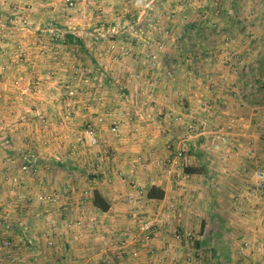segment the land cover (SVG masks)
<instances>
[{"label": "crops", "instance_id": "obj_1", "mask_svg": "<svg viewBox=\"0 0 264 264\" xmlns=\"http://www.w3.org/2000/svg\"><path fill=\"white\" fill-rule=\"evenodd\" d=\"M61 2L0 0V90L16 85L19 78L47 83L42 71L50 68V57L36 60L32 55L40 57L41 44L51 33L61 39L60 44L45 45L50 55L80 52L65 45L66 37L86 42L87 53L100 57L99 64L112 79L95 77L85 82L99 87L110 84L119 92L116 99L108 98L106 91L70 99V111L78 121L74 125L92 121L96 126L99 143L94 147L104 158V174L90 180L72 173L55 175L47 177L45 184L37 176L18 174L14 164L8 167L9 173L0 174V264H178L190 261V250L204 244L226 247L230 253L225 256L234 259L252 256L264 262V181L257 177L264 170V94H257L264 86V12L257 15L251 6L254 2L264 7V0H80L69 13H64ZM139 2L150 13L130 17V22L148 25L153 20L167 29L120 32L117 25L124 23L123 12L142 6ZM177 6L183 13H169ZM159 7L164 9L157 15ZM93 8L99 11L92 15ZM97 21L103 25L94 33L91 28ZM50 22L72 24L69 35L57 31L58 26L47 29ZM105 22H111L108 31ZM232 38L241 40V46L230 44ZM211 39L221 42L212 46ZM225 51L231 60H238L236 68H223L221 60L209 58ZM111 55L122 58L110 61ZM207 66L217 69L201 74ZM239 68L244 72L237 74ZM5 98L9 107L0 100L6 106L0 108L6 114L27 115L26 104H16L14 96ZM214 101V111H205L204 103ZM45 104H35L38 113L42 108V116L49 110ZM193 117L207 119V134L183 138ZM232 118L237 125L228 130ZM110 124L118 126V133L111 131ZM8 150L23 164L32 149L14 143ZM111 152L107 158L105 154ZM178 153L180 164L168 177L167 161ZM186 167L198 172L186 173ZM12 174L19 176L18 181ZM42 182L45 189L57 188L58 197L57 204L44 206L43 211L31 207L36 194L45 190ZM152 188L162 196L149 198ZM95 193L103 197L108 210L95 206ZM140 218L156 220L159 232L149 243L128 240L129 247H121L120 235L133 232ZM235 228L246 232V241L258 247V255L237 249L238 239L230 236ZM176 230L199 236L178 240ZM211 230L218 239H206ZM45 233L53 235V242L44 239ZM43 241L57 246L47 253L40 249ZM220 250L213 254L217 261L224 255Z\"/></svg>", "mask_w": 264, "mask_h": 264}, {"label": "rangeland", "instance_id": "obj_2", "mask_svg": "<svg viewBox=\"0 0 264 264\" xmlns=\"http://www.w3.org/2000/svg\"><path fill=\"white\" fill-rule=\"evenodd\" d=\"M61 1H62L61 3L64 6V11H66L64 13L72 12L74 9L78 7L80 3V0H74L75 4L74 6L71 7L68 4L67 0H61ZM134 1H137V0H131V2H134ZM139 1L143 2L144 0H139ZM180 1L181 0H177L178 3H181ZM139 3L142 6L136 5L137 8H134V10L123 12L125 16L126 15H130V16H128L129 17L128 20L125 16H123L122 22L124 23H118L117 29L120 32L121 31H133V30H139V29H141L142 31H151L155 29H158V30L167 29L166 24L165 25H162V23L157 24L153 20H151L152 22L148 23V25L144 22H137V24L134 22H130V20L135 19V17L139 16L140 14H143L145 16L150 13L149 9L144 7V3H141V2ZM251 6H253L252 9L257 15H261L264 12V7H261L258 4L254 5V2L253 4H251ZM30 8L32 9V7ZM197 8L198 6H196V9ZM162 9L164 8L159 7V9L155 13H157L158 15L160 11H163ZM175 9H176L175 12L169 11V13L173 15H180L181 13H183V10H181L179 6L175 7ZM249 9L252 10L251 8ZM92 10H93L91 11L92 15L94 13L96 14V12L99 11V9L97 8H93ZM208 10H209V13L211 14L214 13L213 8H210ZM12 11L16 14V9L12 8ZM151 11L153 12L152 15L154 16V10H151ZM7 12L9 11L8 10L2 11V13H7ZM162 13L164 12H161L160 15H162ZM130 17H134V18L131 19ZM101 23L102 22L97 21L94 24H92V27H93L91 28L92 32L98 33L99 32L98 29H100V25H103ZM110 23L111 22H105L104 27L106 28L105 29L106 31L110 29V27L108 26L110 25ZM22 25H24L23 22H22ZM26 26L27 25H25V27ZM55 26L56 27L58 26L57 31H59L61 34L66 33V35H69L68 32L71 29L70 26H72V24L63 22V23H58L57 25H55L53 24V22H50L49 24L47 23L46 28L50 29ZM212 26H214V24ZM212 26L211 27L208 26L207 27L208 30L209 29L213 30L214 27ZM114 27H116V25ZM238 29L239 31H236L237 35L241 33L240 27H238ZM197 30H199V28H197ZM210 33L213 34V31ZM52 34L53 33L50 34L51 35L50 37L46 38L45 45L46 44L53 45V43L60 44L59 41L61 38L52 36ZM15 38H13V40H15ZM93 40H95V38ZM82 41H83L82 39L76 38L75 36L71 38L66 37L64 39L65 45L72 46L78 49L80 52L78 54L61 53L59 55H57V53H54V51L52 55H50V53L47 54L49 50L45 48L46 46L42 42H39V44L41 43L43 44V45L41 44V47L43 48L40 51L41 52L40 57H38L39 54L38 55L35 54L32 56L35 57L36 60L42 57H46V56L50 57V61L52 62L50 64V68H47V70L42 71V72H45L43 76H46L45 81H47V83L42 84L41 83L42 80L40 82H37V81H33V79L31 81H28V80L19 78V79H16V82H17L16 85L5 87L3 88V90L2 89L0 90L2 91L0 92V100H5L7 107H9L10 103H9V99L7 100L5 96L6 97L14 96L15 97L14 100L16 101V104L18 103L19 105V104L24 103V105L26 104V107H28L27 115H17L15 116V118L11 117L9 114H6L7 112L5 113V108H0V161H1L0 174L6 175L7 173H9L8 170L6 171V169H8V167L12 169V167H14L13 166L14 164L15 165L14 168L17 169L18 174L25 175L26 177L27 176L28 177L37 176L41 180H43L45 184H47V181H46L47 177L52 178L55 175L56 176L57 175L68 176L72 173V175L74 176L76 175L80 176V179H83V180H85L86 177L88 180H90L93 177H96L99 179L100 177L103 176L104 170H103V167H101L102 166L101 160L104 158H102V155H99L100 152H97V151L95 152V147H94L98 145L99 143V137L97 135L96 126L94 125L92 121L81 123L79 125L80 127L77 125H74V123H78V121L76 122V119H74L73 117L74 114L71 113L70 111V108H71L70 99H72L71 97L75 95H83V96L89 95V97H91L90 95L95 96V94L100 95L104 91L108 93L109 95L108 98H111V96L115 98L116 97L115 95L119 94V92H118L117 87L110 85V84L109 86L99 87L96 83L93 85L86 83L88 80H90L91 78H95V77L106 79V80L107 78L105 77L107 76L109 79H112V78L109 77L108 72H106V70H104V68L99 64V62H101L98 60L100 59V57L87 53L85 49V45L87 44L84 41L82 43ZM95 41H98V40L96 39ZM218 41L221 42V39ZM218 41L216 39L215 40L211 39L210 43L212 46H214L213 42L216 43ZM18 43L19 42H16L13 44H18ZM36 43L38 44V42ZM229 43L233 44L234 46L237 45L238 43V45L241 46V40L239 39L235 40L232 38L230 39ZM225 44L227 43L225 42L224 45ZM71 55L74 56L73 60H71L70 58ZM211 55H212L211 56L212 58L211 57L209 58L212 60H215V62H219L218 60H221L220 66L222 65L223 68H225L226 66L228 67V65H230L229 69L236 68V65H234V62H238V60H235L233 58L231 60V55L228 54V51H225L224 53L219 52L218 54H211ZM12 56L15 57V54H13ZM237 56H239V54ZM112 58L114 60L119 61L120 58H122V55L121 56L111 55L110 61H112ZM41 60L43 61V63L47 62L46 60H43V59ZM55 64L57 65V67L55 66ZM220 66L218 67L221 68ZM207 69H206L207 71H202V72L200 71V73L201 74L202 73L211 74L212 71L215 72V69H217V67L207 66ZM236 70H237L236 71L237 74L244 72V69L241 70V68L236 69ZM9 73H12V71H9ZM34 75H38V74L34 73ZM62 79H63V82H62ZM257 94L262 97V95L264 94V86H263V92L258 91ZM42 101L46 102L45 108L49 109L48 112H46L44 116H42L43 114H41L42 108L39 109L40 111L39 113L35 109L36 108L35 104L38 102H42ZM5 102H1L0 107H3V106L6 107ZM214 106H216L215 101L212 103L206 102L204 103V106L202 107L205 108V111L212 112L215 109ZM34 111H36L37 114ZM210 115L212 116L213 114L210 113ZM191 119L192 120L188 121L187 123L198 122V119L196 117H193ZM232 119H235V118H232ZM21 123L22 125H19ZM15 125H17V127ZM115 125L116 124L111 126L110 124L109 128ZM236 125H237V121L235 122L234 126ZM234 126L229 128V126L227 125V128H229L228 130H230L234 128ZM76 128H78L77 132L76 130H74ZM90 129H93L95 131V134L97 135V142L95 144L92 141V135L89 133ZM183 134H185V132H183ZM227 137H224L225 139H222L221 137L220 139L225 143L230 142L227 139ZM14 143L18 145H25V147H29L32 149L31 152L28 151L29 157L27 159L29 160H23L24 161L23 164L21 163V160L19 161L18 156L16 157L15 155H13L14 152H11L10 150H8V148L12 146ZM111 154L112 152L107 153L105 155L108 158V157H111ZM13 161H16V162L13 163ZM6 163L12 166L11 167L6 166L5 165ZM166 170H167V167H166ZM17 173H14V174H17ZM14 174H12L11 177L13 178L14 181L15 180L18 181L19 176L14 175ZM40 185L42 186L43 189H45V187H43L44 186L43 182ZM48 187L49 186L46 185V188ZM41 191L42 192H39L36 194V201L34 202L30 201L31 204L33 202V206L31 207H34V209L40 208L38 210H41L44 206L57 204V201H58L57 188L53 190L45 189ZM46 195L51 197L49 201L43 202L41 199H39L40 196H46ZM1 204L4 205L3 202H1ZM2 207L3 206H0V209H3ZM146 220H153L157 223V221L152 218L151 219L140 218L137 221V225H139L141 222L146 221ZM51 221L52 220H50V222ZM45 222L47 223L46 220ZM78 224H80V221L78 222ZM159 227H160V224H157L156 231L152 234V236H150L149 240L144 241L145 244L149 243L153 239L155 234L159 232ZM136 231L137 230L135 228V230L131 232L130 234H128V232H122L123 235L122 236L120 235L121 239L119 241V244L121 245V247H129L127 246L128 240L132 241L135 244L139 243L138 241L133 240V235H135ZM230 231L231 233H233V235H230V236H233V238L238 239V242L240 243V245L237 246V249L239 250L243 249L244 251H247L246 253L248 254L252 252L251 254L255 253L258 255L259 253L258 247H251V243H249V240L246 241L248 237L246 236L245 231L240 230L239 228L238 229L235 228L234 230H230ZM222 233L225 234L227 232H222ZM173 234L178 240H181L184 237H186V239H189V240L191 238L193 240H196V237L199 236V234L196 232L193 234L188 233L187 235H185V232L177 231V230ZM227 234L228 236L226 238H229V233ZM205 237L206 239L207 238H210L213 240L218 239L216 236L213 235V230L207 231V233L205 234ZM47 238L51 239L53 238V235L45 233L44 239L47 240ZM50 241L53 242L52 239ZM7 243H10V242L6 241L5 246L11 248L10 247L11 243L10 245H6ZM56 246H57V243L47 245L45 241L43 246H41L40 249H44L48 253L49 249L53 250L55 249ZM219 250L220 249H218L217 246L214 247L210 244L208 245L204 244L199 249L193 247L192 250H190L189 252V256L191 257L190 261L183 262L181 260L180 262H176V263L178 264H264L262 260L258 258L253 259L252 256L246 257L244 253H242L241 255L246 257V259L244 258L234 259L228 255L225 256L227 253L228 254L230 253V250L229 249L227 250L226 247L221 248L220 252L222 253V255L223 254L224 255L221 260L217 261L216 259L213 258V254H215V252L218 253ZM257 255H255V257H257Z\"/></svg>", "mask_w": 264, "mask_h": 264}, {"label": "built area", "instance_id": "obj_3", "mask_svg": "<svg viewBox=\"0 0 264 264\" xmlns=\"http://www.w3.org/2000/svg\"><path fill=\"white\" fill-rule=\"evenodd\" d=\"M68 4L72 7L74 6V0H67ZM236 122V119H231L228 123L229 128L233 127ZM207 125V119L198 120V122H190L185 125V134L183 138H191V137H200L207 134L206 130ZM112 132L117 133L118 132V126L115 125L111 129ZM89 133L92 135V141L95 144L97 142V135L95 134V131L93 129L89 130ZM176 156V157H175ZM182 158L181 153H178V155H174L173 157L169 158L167 163V170L166 174L168 177H173L175 174V170L179 166L178 159ZM257 177L264 181V170H260L257 173ZM39 199H41L43 202H47L51 199L50 196H40ZM133 200V197H130V201ZM157 229V223L153 220H146L141 222L136 227L135 235H133V240L138 241L139 243H144V241L149 240L150 236L156 231ZM180 237V236H178ZM6 245H10V243H7Z\"/></svg>", "mask_w": 264, "mask_h": 264}, {"label": "trees", "instance_id": "obj_4", "mask_svg": "<svg viewBox=\"0 0 264 264\" xmlns=\"http://www.w3.org/2000/svg\"><path fill=\"white\" fill-rule=\"evenodd\" d=\"M186 173H196L198 170L194 167H186L185 168ZM155 188H152L150 193H149V198H155V197H161L162 195L160 193H156ZM95 206L99 208L100 210L106 211L108 210L109 206L103 199V197L99 193H95Z\"/></svg>", "mask_w": 264, "mask_h": 264}]
</instances>
